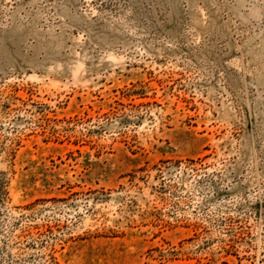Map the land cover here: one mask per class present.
<instances>
[{"label": "rangeland", "instance_id": "374dc122", "mask_svg": "<svg viewBox=\"0 0 264 264\" xmlns=\"http://www.w3.org/2000/svg\"><path fill=\"white\" fill-rule=\"evenodd\" d=\"M0 264H264V0H0Z\"/></svg>", "mask_w": 264, "mask_h": 264}]
</instances>
